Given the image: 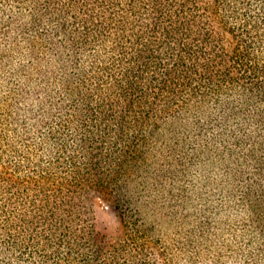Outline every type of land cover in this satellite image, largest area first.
Returning <instances> with one entry per match:
<instances>
[{
	"label": "trees",
	"instance_id": "obj_1",
	"mask_svg": "<svg viewBox=\"0 0 264 264\" xmlns=\"http://www.w3.org/2000/svg\"><path fill=\"white\" fill-rule=\"evenodd\" d=\"M31 10L37 32L44 12ZM63 11L56 71L40 96L12 93L22 136L0 138V264H156L155 227L128 182L193 101L239 89L264 104V0H67ZM253 116L263 129L244 151L257 175L242 196L255 246L245 262L264 264V107ZM97 191L113 194L120 233L96 227Z\"/></svg>",
	"mask_w": 264,
	"mask_h": 264
},
{
	"label": "rangeland",
	"instance_id": "obj_2",
	"mask_svg": "<svg viewBox=\"0 0 264 264\" xmlns=\"http://www.w3.org/2000/svg\"><path fill=\"white\" fill-rule=\"evenodd\" d=\"M66 2H0V138L6 144L22 136L10 130L16 126L7 114L12 93L28 85L40 96L42 77L59 64L65 48L61 24L68 21L63 16ZM33 4L44 12L37 32L30 25ZM5 18L12 25L2 33ZM257 106L264 104L248 102L239 89L195 100L150 144L148 158L126 192L155 227L156 264H246L245 254L255 246L247 241L251 232L242 196L257 175L253 164L244 160V151L263 129L253 116ZM19 126L22 130L23 121ZM112 198L97 191L90 199L96 227L108 235L123 230Z\"/></svg>",
	"mask_w": 264,
	"mask_h": 264
}]
</instances>
